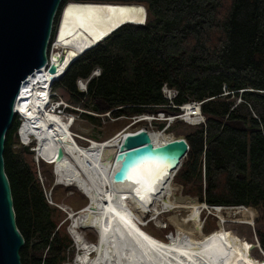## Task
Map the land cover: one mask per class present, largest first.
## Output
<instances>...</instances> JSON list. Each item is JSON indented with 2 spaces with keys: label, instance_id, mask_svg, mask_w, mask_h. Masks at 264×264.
Listing matches in <instances>:
<instances>
[{
  "label": "trees",
  "instance_id": "obj_1",
  "mask_svg": "<svg viewBox=\"0 0 264 264\" xmlns=\"http://www.w3.org/2000/svg\"><path fill=\"white\" fill-rule=\"evenodd\" d=\"M67 3L141 5L146 17L143 25L124 24L83 52L50 90L92 121L105 114L177 115V107L204 101L205 122L185 137L189 149L172 186L181 194L182 185L208 206H245L252 222L257 210L255 237L264 254V0H62L61 8ZM95 69L98 75L91 76ZM78 80L86 81L85 91ZM164 85L177 92L173 107ZM231 95L252 104L258 117L217 105ZM19 124L15 118L3 156L25 241L21 264H64L73 256L68 219L59 224L61 212L49 209L32 153L25 146L13 150Z\"/></svg>",
  "mask_w": 264,
  "mask_h": 264
},
{
  "label": "bare ground",
  "instance_id": "obj_2",
  "mask_svg": "<svg viewBox=\"0 0 264 264\" xmlns=\"http://www.w3.org/2000/svg\"><path fill=\"white\" fill-rule=\"evenodd\" d=\"M144 14L145 8L135 4L64 5L54 39L57 51L50 55L53 62L61 56L65 58L58 66L57 77L84 48L107 36L122 21L143 23ZM55 77L46 69L29 75L22 83L15 111L21 118L17 135L22 144L28 146L34 141L36 160L53 162L55 183L75 187L88 200V205L77 213H68V233L78 251L72 262L64 264H245L235 244L223 232L208 235L202 232L200 216L207 206L172 191V160L151 157L140 160L126 170V179L115 182L113 174L121 161L119 147L131 132L123 131L104 141H89L87 147L79 146L75 140L78 137L70 130L73 120L66 124L51 112L58 104L49 110L45 107ZM181 107L179 116L166 118L160 114L157 121L171 123L176 118L195 124L200 108L190 102ZM142 116L139 121L152 119ZM164 131L148 132L155 146L175 139ZM158 206L163 209L161 213L179 210L188 213L175 219L178 232L168 234L166 242L143 229V216L161 214ZM242 208L247 213L246 224H253L247 209ZM187 223L192 228L185 231L183 226ZM80 229L94 230L97 241L87 242Z\"/></svg>",
  "mask_w": 264,
  "mask_h": 264
},
{
  "label": "water",
  "instance_id": "obj_3",
  "mask_svg": "<svg viewBox=\"0 0 264 264\" xmlns=\"http://www.w3.org/2000/svg\"><path fill=\"white\" fill-rule=\"evenodd\" d=\"M61 2L62 0H0V264H21L20 250L25 245L16 225L13 196L3 156L6 135L18 116L15 105L22 83L29 75L43 69L56 76L51 84L57 82L72 62L98 44L95 42L80 51L57 77L58 66L64 63L65 58L61 56L57 62L50 61L48 48L61 14ZM145 17L146 14L141 24H144ZM124 24L141 25L125 20L102 38H107ZM101 39L98 42L104 40ZM188 149L189 145L184 138H175L155 146L147 131L128 134L119 147L118 158L121 161L113 174V180L123 181L127 178L126 170L133 163L150 157L172 160L170 171L175 176ZM58 155L61 156V150H58Z\"/></svg>",
  "mask_w": 264,
  "mask_h": 264
},
{
  "label": "rangeland",
  "instance_id": "obj_4",
  "mask_svg": "<svg viewBox=\"0 0 264 264\" xmlns=\"http://www.w3.org/2000/svg\"><path fill=\"white\" fill-rule=\"evenodd\" d=\"M59 19L56 24L55 28V34L53 39L50 41V45L48 48V56L54 52L57 51V46H55V35L57 30ZM99 71L95 69L91 76H97ZM86 83L85 80L81 81L78 80L76 82L77 88L79 91H85L84 90V84ZM52 99L51 101L54 102H61L64 103V105H59L56 108L57 113H61L59 116L63 120L64 123L69 122L71 119L73 120V123L70 127L71 133H73V136H77L78 138H75L77 144L82 147H87L89 144V141H104L109 138H112L118 134H120L123 131L135 133L140 130H145L147 132H162L165 127L168 126L169 123L163 122V128L159 129L158 124L159 121L149 120V121H140L138 123H133V119L136 116H158V114H163L168 117H174V114H166L164 112H157L156 114L151 113H145L142 115H132L129 117L121 116L118 118H114L111 115L105 114L106 116L100 115L99 118H96L94 121L90 119H85L82 116H79L80 111H77V113H72L71 110H69V106L61 100L58 95L54 92H52ZM227 92H225L223 95H226ZM218 106L221 108H235L237 114L242 117L251 116L254 118L258 117V114L252 104H244L242 103L239 96H225L219 99ZM57 106V105H55ZM68 107V108H67ZM259 109L262 107L261 105L258 106ZM58 110V111H57ZM177 116L179 115V112L176 113ZM21 124V118L19 116H16ZM19 124V126H20ZM67 124V123H66ZM204 124V123H202ZM200 125V124H199ZM18 126V128H19ZM197 127V124H190L182 119H175L168 127V129L164 132L166 134L171 135L172 138H184L189 135L192 131H194ZM18 132V129H17ZM17 132L13 135L12 142H13V150L18 151L22 149V145ZM74 138V137H73ZM27 147V151L32 153V161L35 165L36 175L37 179L39 180L43 193L44 198L49 205V209H57L61 212L60 214V222L61 224L65 219H68V213H77L80 211L81 208L88 205L87 198L77 190L75 187H66L63 185H57L54 173H53V162H45V161H38L36 160V155L34 151L35 142H31ZM184 161V160H183ZM174 180V177H173ZM175 182V181H174ZM177 183V182H175ZM178 184V183H177ZM180 185V184H179ZM180 189V193L175 191L174 187L172 186V191L184 198L192 199L194 202L198 203L199 205H206L204 202H200L198 199V196L196 195H190L185 193V189L182 185ZM51 197V202H48L46 197ZM51 203V204H50ZM237 208L235 210L231 211H221L220 213L213 212L208 213L205 208L201 212V222H202V232L204 234H211L214 230H219L221 228V231H214V232H225L227 236L229 237V240L232 241L237 249L239 250L240 255L243 257L245 264H264V256L260 249L259 244H257L258 240L255 237V229H257L258 225L256 224V221L259 218L258 212L256 210V214L254 217L253 224L249 225L246 224V217L247 213L243 210L242 207L245 206H236ZM251 208V207H247ZM159 210V213L162 212V208L160 206L157 207ZM188 214L184 210L179 211H170L169 213H161L159 215H153L152 213H147L143 216L142 223L144 224L143 229L157 238L158 240L166 242L165 237L173 233L176 235L178 232V226L176 225V218L182 219L183 217ZM70 225V220H68L65 223V230L68 233V227ZM184 230H188L192 228L191 223H187L183 226ZM79 232H81L85 240L90 243H95L97 241L96 233L94 230L91 229H80ZM188 232V231H187ZM213 233V232H212ZM69 235V233H68ZM69 237L72 240V244L69 247V250L73 252V256L71 259H67L65 263L72 262L77 254L76 245L72 239V237L69 235ZM37 237H33L31 239V243H36L38 240ZM244 255H247L250 261L245 259Z\"/></svg>",
  "mask_w": 264,
  "mask_h": 264
},
{
  "label": "built area",
  "instance_id": "obj_5",
  "mask_svg": "<svg viewBox=\"0 0 264 264\" xmlns=\"http://www.w3.org/2000/svg\"><path fill=\"white\" fill-rule=\"evenodd\" d=\"M85 85H86V83L84 84V90H85ZM162 94H163V97L168 101V103L169 104H171L170 106L171 107H173V105H172V101H173V99L176 97V95H177V92L174 90V89H169L166 85H164L163 87H162ZM203 102L204 101H202V102H190L194 107H199L200 108V111H199V115L197 116L198 117V119H197V121L195 122V124H197V125H199V124H202V123H204L205 122V119H204V117L202 116V114H201V105L203 104ZM182 111V107L181 106H179V114H180V112ZM161 114V113H160ZM160 114H158V116H156L155 118H153L154 116H152L151 118V120H154V121H157L158 119H159V115ZM60 115V114H59ZM163 115V114H162ZM179 116V115H178ZM142 117H144V116H136V117H134V119L132 120L133 121V123L135 124V123H138V122H140L139 120L142 118ZM174 117H177V115H175ZM173 117V118H174ZM176 119V118H175ZM175 119H173V121L175 120ZM172 121V122H173ZM171 122V123H172ZM167 123H169L168 124V126L167 127H165L163 130H167L168 129V127H169V125L171 124L169 121H167ZM148 133V132H147ZM76 138V137H75ZM20 139V138H19ZM46 199L48 200V202H51L52 200H51V197L49 196V197H46ZM51 204V203H50ZM202 205V204H201ZM237 207L236 206H208L207 208H205V210L208 212V213H211V211H213V212H217V213H220L221 211H231V210H235ZM203 211V210H202ZM171 234V233H170ZM257 244H258V242H257Z\"/></svg>",
  "mask_w": 264,
  "mask_h": 264
},
{
  "label": "clouds",
  "instance_id": "obj_6",
  "mask_svg": "<svg viewBox=\"0 0 264 264\" xmlns=\"http://www.w3.org/2000/svg\"><path fill=\"white\" fill-rule=\"evenodd\" d=\"M53 104H55V102H54V101H53ZM53 104H52V105H53Z\"/></svg>",
  "mask_w": 264,
  "mask_h": 264
},
{
  "label": "snow or ice",
  "instance_id": "obj_7",
  "mask_svg": "<svg viewBox=\"0 0 264 264\" xmlns=\"http://www.w3.org/2000/svg\"><path fill=\"white\" fill-rule=\"evenodd\" d=\"M140 11H143V9H141Z\"/></svg>",
  "mask_w": 264,
  "mask_h": 264
}]
</instances>
